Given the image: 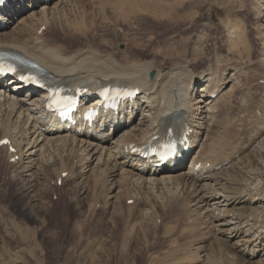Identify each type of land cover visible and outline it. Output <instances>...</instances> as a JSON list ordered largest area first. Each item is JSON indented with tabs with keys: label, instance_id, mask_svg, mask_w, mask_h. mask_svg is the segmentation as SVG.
I'll list each match as a JSON object with an SVG mask.
<instances>
[{
	"label": "bare ground",
	"instance_id": "bare-ground-1",
	"mask_svg": "<svg viewBox=\"0 0 264 264\" xmlns=\"http://www.w3.org/2000/svg\"><path fill=\"white\" fill-rule=\"evenodd\" d=\"M25 1L28 3L23 5L17 2L16 6L10 1L13 8L6 9L5 24L0 25V49L13 50L28 57L41 65L48 72L50 79L57 83L73 87L86 85L93 89L106 83L131 84L138 88L141 94L128 105L131 111L128 110L126 114V110H122L125 117L117 124L110 115L96 130L88 131L80 137L64 130L61 124L52 120L51 115L43 112L47 92L30 91L15 79L5 82L0 78V141L9 139L17 150L16 153L9 154L7 147H0L4 152V155L1 154V161L5 160L7 163V177L0 184V189L6 186L18 193L17 198L22 201L20 206L23 210L36 209L39 206L50 212L52 207L48 203L54 204L52 199L55 192L63 194L64 186L73 181L65 192L71 193L84 186L86 190L85 180L88 174L92 176L91 189L93 190L94 186L95 189L100 188L99 192L109 194L111 206L122 199H125L126 203L133 200L134 206H129V210L141 203L138 201L149 189L174 188L177 196L180 193L184 196V203H191L196 214H203L205 223H218V244L213 250L216 255L225 254L222 247L227 248L231 239L238 238L237 244L243 241L241 230L244 222H241L246 218L245 213L253 205L262 204L264 199H253L251 195L249 197L240 192L239 178L241 167L244 165L240 167L239 164H256L264 158V154H260L258 149L257 153L249 151L248 148L242 149L237 146V142L238 139L254 140L264 132V74L253 79L245 75L236 63L224 68L216 63L203 70L193 71L190 59L179 61L180 56L175 51L170 56L164 55L163 50L154 52L150 48L151 41L145 42L140 37H135V32L131 33L132 39L127 41V29L126 32L117 29L123 22H137L145 16L156 22H168L175 13H180L183 9L184 3L179 0H165L168 4L162 0H92V13L87 14L89 20L85 18V0ZM172 6H177L179 11L175 9L174 12ZM186 8H189V5H186ZM108 10L115 20L101 23L107 29V41H110L112 47H116L120 42L127 44L133 49L132 53L124 52L115 57L93 44L96 35L94 26L97 27L94 18L100 13H107ZM19 14L21 15L17 22L15 21L9 29L11 21ZM245 23L242 22L237 27H234L236 24H230L234 30L227 31V40L231 45L229 48L233 54L243 39L240 28L246 27ZM109 26H115L120 33L113 30V34L110 33L109 36ZM43 27L46 30L40 35ZM56 31L63 38L66 37L65 40L69 38L70 42L79 40V46L73 49L69 40L68 43L61 41L62 39H51L49 36H55ZM80 39L88 41L85 43ZM153 54L155 60L150 59ZM151 73H154L153 77L150 76ZM237 84L239 90L236 97L240 106L233 103ZM246 96L250 99H247L245 106L242 101L244 102ZM87 101L89 100H83L84 103H88ZM134 113H138L141 118L140 123L136 125L133 122ZM173 120L180 123V131H183L185 126L192 130L189 138L194 151L189 160L190 165L184 167L185 162L181 160L176 168L155 169L147 164L146 160L136 159L135 155L129 152L130 145L142 147L152 137L166 133ZM244 122L247 125L245 124L246 128L244 127V132L241 133L240 123L243 125ZM16 157L19 159L11 162V159ZM199 162L204 167L195 172L194 164ZM65 173L67 176L63 178ZM59 180L62 181L60 186ZM99 192L97 193L100 194ZM184 203L182 205H185ZM99 207V203L90 207L92 215ZM77 208L84 209L80 203ZM140 208L143 212L146 211L145 200ZM77 213L79 214V211ZM1 221L3 222L2 218ZM213 226L210 228H214ZM18 232L20 233V230ZM19 236L21 238V235ZM261 240L260 238V241L250 246L243 241L244 249L241 251L255 256L257 249L264 251V241ZM238 247L234 246V250L240 251ZM257 263L264 264V258Z\"/></svg>",
	"mask_w": 264,
	"mask_h": 264
},
{
	"label": "rangeland",
	"instance_id": "rangeland-1",
	"mask_svg": "<svg viewBox=\"0 0 264 264\" xmlns=\"http://www.w3.org/2000/svg\"><path fill=\"white\" fill-rule=\"evenodd\" d=\"M155 1L161 2V0ZM164 1L162 0V2ZM189 1L191 0H179V2L184 3V7L180 13H175L174 17L169 19L168 22H156L145 16L137 22H123L122 26L119 25L117 29L125 32L127 29L129 34L125 38L127 41L132 39L131 33L135 32L137 33V35H134L135 37H140L145 42L151 41L150 48L154 52L163 50L164 55L170 56L175 51L180 56L179 61L190 59L193 71L203 70L208 65H216V63L222 65V68L236 63L245 75L253 79H257L264 74V0H192L193 2L190 3ZM84 3L87 10L85 18L89 20L87 14L92 13L90 6L93 2L92 0H85ZM164 3L168 4L167 2ZM186 5H189V8H186ZM172 8H174V12L175 9L179 11L177 6H172ZM20 15L14 17L9 29ZM182 18L183 20H181ZM110 19L115 20V17L109 10L107 13H100L95 16L94 21L97 27L94 26L96 35L93 44L115 57L120 56V53L133 52L132 48L122 42L118 43L116 47L109 44L110 41H107L106 36L107 29L101 23L110 21ZM249 19H251L249 21L251 23L248 22ZM241 21L246 22L247 26L240 28L243 39L233 54L229 48L231 45L227 40V31L228 29L234 30V27L242 23ZM230 24L232 26L236 25L231 27ZM254 24L257 25L254 26ZM117 29L115 26H109L108 35L113 34V30L117 32ZM54 34L55 36L51 35L49 37L57 41L62 39L61 41L68 42L69 40V38L65 40L66 37L63 38L57 31ZM80 40L83 41L84 39ZM84 41L87 43L88 40ZM70 43L74 46H72L74 49L79 46L80 41L76 40ZM150 59L155 60V54ZM238 90L239 85L237 84L233 98L235 106H240V101L236 97ZM247 99L250 98L246 96L242 104H247ZM134 114L133 122L136 125L140 123L141 118L138 117V113ZM131 116H133V113ZM242 123H240L241 133L244 132L247 125L246 122L241 125ZM239 140L237 142L238 147L248 148L249 151H254V153L259 150L260 154H264V132L261 136H256L254 140H251V138L248 141L240 140V142ZM242 143L243 145H241ZM3 153V150H0V184L7 177V170H5L7 169V163L5 160L1 161V154L4 155ZM239 165L240 167L244 165L241 167L240 178H242H239L241 180L239 181L241 185L240 192L249 197L251 195L253 199L258 197L264 199V158L256 164L244 162ZM91 177L88 174L87 180H85L86 190H84L85 186L83 184V189L77 190L76 187H73L77 191L65 192L67 188L71 187L73 181L68 185L66 184L67 187L64 186V191H61L63 194L60 195L56 191L54 199H52L54 204L48 203L52 207L50 212L44 211L39 206L36 209L29 208V210H26L24 208L23 210V207L20 206L22 201L17 198L18 193H15L13 189L9 190L6 186H4L5 188L2 187L0 189V213H4L0 214V264H258L257 262L264 258L262 249H257L255 259H253L255 256L241 251L244 249L243 241L249 246L260 241V238L264 241V232H261L264 231V226L262 227V224L264 225V202L263 205H253L245 213L246 218L241 222V224L243 222L245 224V226L242 224L244 229L242 227L241 230L243 241L238 242V244V238L231 239L229 243L225 241L227 248L222 247L225 254L220 255L217 253V256L213 250L218 244H216L219 236L217 232L220 229V227H216L218 223H205L204 216L202 217L203 214H196L191 203H184V196L181 193L177 196L174 188H165L167 190L149 189V191L142 194L141 200L138 201V203H141L129 210L128 207L134 206L133 203H126L125 199H122L111 206L109 202L112 201L109 194L107 195L104 191L99 192L100 188L95 189L94 186L92 190L93 181H91ZM6 181L9 182L8 179ZM58 195L62 198H59ZM57 199H60V201ZM144 200L147 208L143 212L140 207ZM190 200L192 201V199ZM79 203L83 205L84 209L77 208ZM95 203H99L101 208H97L94 211L95 214L92 215L90 207ZM182 203L185 205H182ZM2 209L3 211H1ZM111 218L115 220L112 221ZM251 219L253 220L251 221ZM210 226L215 229H211ZM19 235L26 242L25 240L22 241ZM233 245L235 247L239 246L238 249L241 252L234 250ZM198 253L199 256H197ZM181 259H184V262Z\"/></svg>",
	"mask_w": 264,
	"mask_h": 264
},
{
	"label": "water",
	"instance_id": "water-1",
	"mask_svg": "<svg viewBox=\"0 0 264 264\" xmlns=\"http://www.w3.org/2000/svg\"><path fill=\"white\" fill-rule=\"evenodd\" d=\"M153 76H154V73L151 74V77H153Z\"/></svg>",
	"mask_w": 264,
	"mask_h": 264
},
{
	"label": "snow or ice",
	"instance_id": "snow-or-ice-1",
	"mask_svg": "<svg viewBox=\"0 0 264 264\" xmlns=\"http://www.w3.org/2000/svg\"><path fill=\"white\" fill-rule=\"evenodd\" d=\"M9 70L11 71V70H14V69H9Z\"/></svg>",
	"mask_w": 264,
	"mask_h": 264
}]
</instances>
